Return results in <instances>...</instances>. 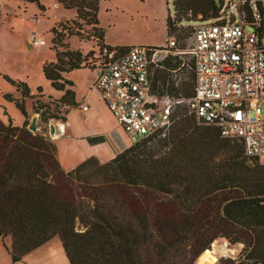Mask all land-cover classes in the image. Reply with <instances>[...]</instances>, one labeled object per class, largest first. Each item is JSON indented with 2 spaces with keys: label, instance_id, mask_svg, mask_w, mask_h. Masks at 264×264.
<instances>
[{
  "label": "trees",
  "instance_id": "1",
  "mask_svg": "<svg viewBox=\"0 0 264 264\" xmlns=\"http://www.w3.org/2000/svg\"><path fill=\"white\" fill-rule=\"evenodd\" d=\"M14 1L44 10L41 0ZM54 1L75 13L79 30L91 28L98 54L110 47L99 26V0ZM172 4L167 34L184 21L190 36L196 24L215 21L223 0ZM51 33L52 41L60 40L56 29ZM55 56L43 64V76L62 93L59 102L74 108L73 83L63 75L83 69V59L68 49ZM3 78L22 97L4 98L25 118L21 127L0 119V241L12 263L58 237L68 264H196L218 239L243 246L242 264H264V160L245 157L240 142L181 110L167 137L133 143L104 163L89 157L64 170L55 144L27 129L28 87ZM191 93L187 82L182 95Z\"/></svg>",
  "mask_w": 264,
  "mask_h": 264
},
{
  "label": "built area",
  "instance_id": "2",
  "mask_svg": "<svg viewBox=\"0 0 264 264\" xmlns=\"http://www.w3.org/2000/svg\"><path fill=\"white\" fill-rule=\"evenodd\" d=\"M31 43L43 40L33 35ZM92 68L93 87L132 144L167 137L184 110L240 142L245 157L264 160V0H224L215 21L193 27L187 49L172 37L163 46H104ZM187 82L190 97L182 95ZM222 243L218 260L247 262Z\"/></svg>",
  "mask_w": 264,
  "mask_h": 264
},
{
  "label": "rangeland",
  "instance_id": "3",
  "mask_svg": "<svg viewBox=\"0 0 264 264\" xmlns=\"http://www.w3.org/2000/svg\"><path fill=\"white\" fill-rule=\"evenodd\" d=\"M2 1L3 6L0 4V119L5 123L11 121L15 127H21L24 123H22L23 116L15 104L4 98L5 95L18 100L22 98L21 93L3 78L6 76L10 80L25 83L28 87L29 96L23 101L27 112V128L32 118L36 116L38 130L33 134H41L55 144L58 159L64 170L79 161L78 155L71 157L73 151L68 147V143L78 142L88 131L93 132V135L104 134L107 139L122 147L131 145L126 136L122 137L119 126L103 105L98 92L92 89L94 77L92 67L97 59L99 46L97 40L91 37L93 34L91 28L83 26L79 30L73 19L68 20L73 12L64 10L61 6L56 8L52 0H41L44 7L41 12L34 5H21L14 3L13 0ZM173 12L172 0H99L98 21L99 26L104 30L103 43L105 45L106 41L109 45L121 47L163 46L166 40L172 37L181 49H187L190 29L184 21L176 24V30L170 35L165 31L166 18L168 15L172 18ZM51 25H54L52 28L56 29L60 36L59 41H52L54 38L52 29L45 31ZM72 30L80 32L81 36H69ZM246 30L250 31V28L247 27ZM33 35L43 40V44L33 46L31 43ZM66 49L77 51L83 59L81 65L83 69L70 72L68 78L74 83L80 105L84 103L89 106L90 110L85 114L80 111V105L70 108L61 104L60 97L51 90L50 83L42 73L43 64L55 62L56 51L64 52ZM37 87H40L41 91H38ZM259 107L261 117L264 119V101ZM41 116L50 118L47 122H43ZM50 125L55 126L56 129L59 125L64 126L63 133L58 130L55 133L59 138L50 137ZM107 152L111 157L113 153L111 148H108ZM222 242L223 239L215 240L210 249L214 244L219 247ZM4 243L9 246L10 239L6 238ZM231 247L243 253L241 244ZM37 252H56L59 262L68 264L58 237H53L28 255ZM28 255L21 262L12 263L10 254L0 241V264H35L33 260L27 259ZM222 262L224 261L218 260L217 255L215 264Z\"/></svg>",
  "mask_w": 264,
  "mask_h": 264
},
{
  "label": "crops",
  "instance_id": "4",
  "mask_svg": "<svg viewBox=\"0 0 264 264\" xmlns=\"http://www.w3.org/2000/svg\"><path fill=\"white\" fill-rule=\"evenodd\" d=\"M13 2L23 5V3H20V2L14 1V0H13ZM52 2L54 3L56 8L60 7V5H58L54 0H52ZM0 4L3 6V1L2 0H0ZM36 9H37V7H36ZM71 12H73V11H71ZM74 17H75V13L73 12L72 17H70L68 20L74 19ZM62 18H64V17H62ZM65 19H67V18H65ZM53 26L54 25H51L45 31H48L49 29H52ZM165 31H166V26H165ZM105 44L110 46V47L119 46V45H109L106 41H105ZM74 71H76V70H74ZM68 74H70V72L67 73V74H64L63 77L66 80H69V81H71L73 83V81L68 78ZM93 76L94 77H93V80H92V89L95 90L96 92H98L93 87V83H94V79H95L94 71H93ZM51 90L54 93H56L58 95V97L62 96L61 92H57V91H55L53 89H51ZM72 90L74 91V94H75V102L77 103V106H79L80 102L77 99V96H76V93H75L74 83H73ZM98 94L100 95L99 92H98ZM100 98H101V95H100ZM101 101H102V99H101ZM102 103H103V101H102ZM82 104H84V103H82ZM103 105H104V103H103ZM105 108H106V106H105ZM107 111L109 112L108 109H107ZM110 115H111V113H110ZM24 121H25V118L23 117L22 118V123ZM57 130H58V128H57ZM119 130L121 131L122 137H124L125 134L122 131V129L120 128V126H119ZM121 139L124 140L125 138H121ZM129 146L130 145L122 147V146L116 144L115 142H112L111 140L107 139L104 134H102V135H93V132L88 131L82 138H80L78 140V142L70 141L68 143V147L71 149V151H73L71 153V157L74 158L75 155L76 156L78 155L77 158H78L79 161H78V163H76L75 165L73 164V166H71L69 169H66V170H70V169L74 168L76 165H78L79 163H81L82 161H84L85 159H87L89 157H96L101 163L107 162V161L111 160L112 158H114L116 156V154H118L119 152H121L124 149L128 148ZM108 148H111V150L113 152L111 154V157H109V154L107 152ZM107 156H108V158H107ZM27 259L33 260V262L35 264H62L61 262H59L60 259L57 257V253L56 252H54V253L53 252H51V253H38L37 252V253H33V254L28 255Z\"/></svg>",
  "mask_w": 264,
  "mask_h": 264
},
{
  "label": "bare ground",
  "instance_id": "5",
  "mask_svg": "<svg viewBox=\"0 0 264 264\" xmlns=\"http://www.w3.org/2000/svg\"><path fill=\"white\" fill-rule=\"evenodd\" d=\"M58 132L63 133L64 132V126L59 125L57 126ZM55 138H59L57 135ZM216 244H214V247L212 249L205 250L197 259L196 264H215L217 262V253L219 251Z\"/></svg>",
  "mask_w": 264,
  "mask_h": 264
},
{
  "label": "water",
  "instance_id": "6",
  "mask_svg": "<svg viewBox=\"0 0 264 264\" xmlns=\"http://www.w3.org/2000/svg\"><path fill=\"white\" fill-rule=\"evenodd\" d=\"M27 129L32 133H35L38 130V127L36 125V116L32 118L31 123L29 124ZM56 131L57 129L55 128V126L53 125L49 126L50 137L55 136Z\"/></svg>",
  "mask_w": 264,
  "mask_h": 264
}]
</instances>
